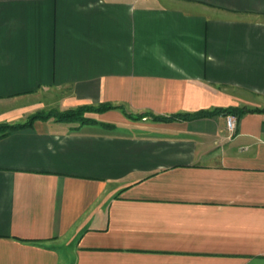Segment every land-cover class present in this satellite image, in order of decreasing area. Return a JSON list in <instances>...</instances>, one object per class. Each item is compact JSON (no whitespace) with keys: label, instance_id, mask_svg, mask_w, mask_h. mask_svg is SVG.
I'll list each match as a JSON object with an SVG mask.
<instances>
[{"label":"crops","instance_id":"0c3cea01","mask_svg":"<svg viewBox=\"0 0 264 264\" xmlns=\"http://www.w3.org/2000/svg\"><path fill=\"white\" fill-rule=\"evenodd\" d=\"M37 97L116 108L0 137V264H264V0H0Z\"/></svg>","mask_w":264,"mask_h":264},{"label":"rangeland","instance_id":"374dc122","mask_svg":"<svg viewBox=\"0 0 264 264\" xmlns=\"http://www.w3.org/2000/svg\"><path fill=\"white\" fill-rule=\"evenodd\" d=\"M99 106L101 105L98 106L85 105L84 107H91L93 109ZM80 107L83 106L71 107L65 110L64 109L61 110L55 107L52 98L47 99L46 97L27 98V99L24 98V99L6 101V102L4 101V103L0 104V133L7 131L9 129L8 126L18 125V124L21 125L27 123L28 121L31 120L30 118H33L35 116H39L40 118L43 119L47 117L46 120L50 118L60 119L59 116L65 115L67 113L70 112L77 113L79 111L78 108ZM86 114L92 115L99 113L89 112ZM14 117L15 119H13ZM60 122L67 123L65 121H60Z\"/></svg>","mask_w":264,"mask_h":264},{"label":"trees","instance_id":"16d2710c","mask_svg":"<svg viewBox=\"0 0 264 264\" xmlns=\"http://www.w3.org/2000/svg\"><path fill=\"white\" fill-rule=\"evenodd\" d=\"M112 108H116V107L101 105L99 107L92 109L91 107H84L83 106V107L78 108L79 111L77 113L70 112V113H67L65 115L59 116L60 119L56 118V121H65L67 123L74 122V123H79V124H85V123H87V120L84 117V115L86 113H89V112L103 113V112H105L109 109H112ZM218 112H220V111L214 110V111L209 112V113L208 112H199L196 114L175 115V116L169 117V118H161V117H155V116L154 117L151 116V117L154 120H160V121H168V120H171L172 118L173 119H180V120H191V119H197V118H202V117H208V116H211V115L218 113ZM223 112L226 114L233 115V116L240 115L242 113V111H239L236 109H226V110H223ZM126 115L129 118H132L131 115H129V114H126ZM146 116H148V115H146L145 113H142V114H139L137 118L142 119ZM46 118H44V119L46 120ZM30 119H31L30 121H28L27 123L21 124V125L18 124V125L8 126L9 129L7 128L8 129L7 131L0 133V137L8 134L9 132L18 130L20 128L30 127L35 120H44L43 118H40L39 116H35L33 118H30Z\"/></svg>","mask_w":264,"mask_h":264},{"label":"built area","instance_id":"2783aa9c","mask_svg":"<svg viewBox=\"0 0 264 264\" xmlns=\"http://www.w3.org/2000/svg\"><path fill=\"white\" fill-rule=\"evenodd\" d=\"M236 126V118L232 115L226 116V128L229 132H233Z\"/></svg>","mask_w":264,"mask_h":264}]
</instances>
